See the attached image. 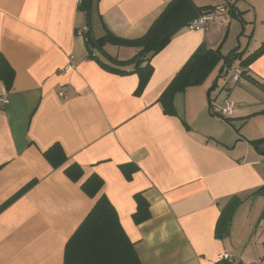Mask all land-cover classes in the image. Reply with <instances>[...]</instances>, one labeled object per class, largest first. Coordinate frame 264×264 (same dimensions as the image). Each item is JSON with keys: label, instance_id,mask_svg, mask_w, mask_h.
<instances>
[{"label": "crops", "instance_id": "obj_1", "mask_svg": "<svg viewBox=\"0 0 264 264\" xmlns=\"http://www.w3.org/2000/svg\"><path fill=\"white\" fill-rule=\"evenodd\" d=\"M171 1L95 0L91 35L108 29L138 39ZM229 3L239 16L223 14L205 30L182 28L152 58V77L136 96L137 74H115L100 62L132 71L110 59L131 60L139 49L108 44L90 57L79 33L89 29L80 0H0V96L7 99L0 108V264H64L67 242L98 200L82 189L94 174L141 264H215L225 255L264 264V98L222 95L218 72L240 64L220 61L201 84L175 95V116L159 102L203 43L222 45L226 56L235 32L244 58L262 45L264 0ZM248 70L264 83V55ZM226 100L235 104L229 121L212 113ZM55 145L67 156L56 168L45 156ZM73 164L83 170L78 182L65 173ZM137 194L150 211L141 224ZM234 196L239 206L218 239L222 209Z\"/></svg>", "mask_w": 264, "mask_h": 264}, {"label": "trees", "instance_id": "obj_2", "mask_svg": "<svg viewBox=\"0 0 264 264\" xmlns=\"http://www.w3.org/2000/svg\"><path fill=\"white\" fill-rule=\"evenodd\" d=\"M229 1L223 0V3L217 6L197 7L193 0H172L145 35L138 39L128 40L116 36L108 29L100 38H93L91 35V13L95 0H82L79 4V10L85 13L87 26L89 27L82 33V36L86 40L90 57L94 56L92 49L103 50L108 44L131 46L139 49L131 60L119 62L110 59L112 63L120 66V68L133 66L132 71L121 70L102 62L100 64L115 74L123 76L137 74L139 84L135 95L141 96L154 72L151 65L152 58L163 51L182 28L201 14L208 13L219 6H226L227 13L238 17L239 13H236L235 6L231 5ZM221 47L222 45L216 49H210L203 43L189 58L159 99L165 115L175 116V95L184 92L189 87L201 84L220 61H223L224 65L227 66L232 65L238 59L240 61L239 67L244 69L242 77L264 91V83H260L248 75V68L264 55V42L256 51L245 58V52L240 53L237 48L224 56ZM11 77L8 78L11 79ZM224 120L229 121L228 119ZM255 145L259 147V143H255ZM45 156L55 168L61 166L67 160V156L59 145L52 147L45 153ZM65 173L73 182L80 181L83 176V170L77 164L68 167ZM126 175L128 179L131 178V174ZM102 187V179L95 174L82 184L83 191L90 198L98 197V200L86 219L67 242L64 264H141L134 243L122 228L114 206L105 195H100ZM136 202L137 211L134 214V220L137 224H141L150 217L149 205L141 194L136 195ZM239 203L240 199L234 196L222 209L216 227V237L218 239H223L228 234L233 214ZM215 264L230 263L226 260H220Z\"/></svg>", "mask_w": 264, "mask_h": 264}, {"label": "built area", "instance_id": "obj_3", "mask_svg": "<svg viewBox=\"0 0 264 264\" xmlns=\"http://www.w3.org/2000/svg\"><path fill=\"white\" fill-rule=\"evenodd\" d=\"M82 0H80L81 2ZM227 13V8L226 6H219L215 9H213L212 11L208 12V13H204L201 14L200 16H198L197 18H195L194 20H192L189 24L188 27L191 30H205L208 25L212 22H214L215 20H217L221 15L226 14ZM86 31V29L81 30L79 33L80 35H82V33ZM244 71V69H242L241 67H234L232 68V77L230 80V87H233L235 85H237L240 82V79L242 77V72ZM62 95V94H61ZM7 104V99L4 96H0V108L4 107ZM235 108V104L231 101V100H226L224 103L222 104H213L212 105V113L217 116L218 118L221 119H228ZM220 260H226L228 261L230 264H244L239 260L234 259L233 257L229 256V255H225L223 256Z\"/></svg>", "mask_w": 264, "mask_h": 264}, {"label": "rangeland", "instance_id": "obj_4", "mask_svg": "<svg viewBox=\"0 0 264 264\" xmlns=\"http://www.w3.org/2000/svg\"><path fill=\"white\" fill-rule=\"evenodd\" d=\"M226 29V28H225ZM234 30V29H233ZM226 31H227V29H226ZM93 35V34H92ZM94 36V35H93ZM238 36H237V34L235 33V32H233V34L230 36V37H228L227 38V40H226V42H225V45L223 46V51H224V53L225 54H229V52L231 51V50H233V49H235L236 47L238 48V49H240V47L241 46H238L239 44H238ZM241 43H242V45H243V47H245L246 46V40L245 39H242V41H241ZM242 49H244V48H242ZM240 61L238 60V59H236L234 62H233V65L234 66H238L240 63H239ZM218 76H220L221 78H219V80H221V82H222V84H223V87H226L225 88V90L223 91L222 89H221V91H223V93H222V95L224 94V95H226L227 96V94H230V93H232V94H236V95H241V96H243V94L244 93H247L248 95H250V96H253L254 94H256L257 96H261L262 98H264V92L263 91H261L260 89H258L256 86H254V85H252V84H250L249 83V81L247 80V79H245L244 77H242L241 79H240V82L237 84V85H235L234 87H232V90L229 92V89L228 88H230V80H231V77H232V71H231V68H229V69H227V72L226 73H219L218 72ZM251 93H250V92ZM243 93V94H242ZM222 95L219 97V99L217 100L218 102H220V100L222 99ZM230 99H231V97H230ZM253 99V98H252ZM222 101V100H221ZM232 101H234V98L232 99ZM249 120V119H248ZM248 120H246V119H244L241 123V125H245L246 123H248V122H246V121H248ZM230 123V122H229ZM255 213H256V208L254 207V211H253V213H252V216H251V218L250 219H253L254 218V216L253 215H255Z\"/></svg>", "mask_w": 264, "mask_h": 264}]
</instances>
